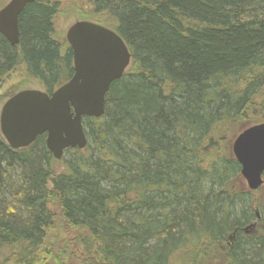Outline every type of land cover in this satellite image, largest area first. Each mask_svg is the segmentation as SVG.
<instances>
[{"label":"trees","instance_id":"trees-1","mask_svg":"<svg viewBox=\"0 0 264 264\" xmlns=\"http://www.w3.org/2000/svg\"><path fill=\"white\" fill-rule=\"evenodd\" d=\"M86 1L130 63L64 171L45 134L12 149L0 132V264H61L52 204L84 233L81 264H264V185L247 188L231 151L264 117V0ZM58 7L27 4L16 46L0 33V84L20 63L48 93L70 79Z\"/></svg>","mask_w":264,"mask_h":264},{"label":"water","instance_id":"water-1","mask_svg":"<svg viewBox=\"0 0 264 264\" xmlns=\"http://www.w3.org/2000/svg\"><path fill=\"white\" fill-rule=\"evenodd\" d=\"M35 0H10L0 9V33L11 46L19 43L18 17ZM73 74L50 93L25 89L6 100L0 111V132L12 149L31 145L45 134V145L60 160L67 149H84L82 120L104 114L105 95L130 63L123 39L100 24L79 20L68 27ZM240 173L249 190L264 182V122L248 126L231 143ZM255 223L249 225L254 227Z\"/></svg>","mask_w":264,"mask_h":264},{"label":"rangeland","instance_id":"rangeland-1","mask_svg":"<svg viewBox=\"0 0 264 264\" xmlns=\"http://www.w3.org/2000/svg\"><path fill=\"white\" fill-rule=\"evenodd\" d=\"M9 1L10 0H0V9L5 6ZM40 1L46 3L57 1V3L59 4L58 12L54 16L55 33L53 34V36L62 44H68L65 38L68 27L76 21L85 20L83 18H85L86 13H88L91 9L90 3L86 0ZM25 89H38L44 91L42 85L35 78L31 77L28 74L24 64L20 63L8 74V76L0 84V111L6 100L11 97L10 94H15L16 92ZM261 120H263L262 122H264V117H262ZM234 138L235 137H233V139ZM68 158L69 154H64L63 158H61L60 160L53 158L52 168L55 173L58 174L64 171L65 166L63 162ZM244 183L246 185L245 180ZM50 186L51 185L48 183V187ZM254 195L256 196L258 194L255 192ZM50 209L53 212L56 221L55 228L48 234L47 238L49 239L51 244H54L53 246L55 251H57V249L63 250L62 254L64 257L62 259L61 264H81L78 259L80 251H78L77 249L79 245L78 238L80 235L84 234L83 231L76 228H71L67 225V223H65L64 219L61 216V210L58 205L52 204L50 205ZM210 253L214 257L216 256V252H209V256H211Z\"/></svg>","mask_w":264,"mask_h":264},{"label":"flooded vegetation","instance_id":"flooded-vegetation-1","mask_svg":"<svg viewBox=\"0 0 264 264\" xmlns=\"http://www.w3.org/2000/svg\"><path fill=\"white\" fill-rule=\"evenodd\" d=\"M50 93V92H49Z\"/></svg>","mask_w":264,"mask_h":264}]
</instances>
